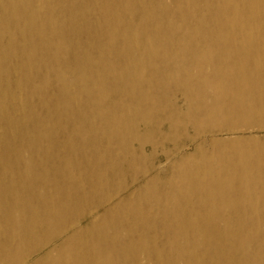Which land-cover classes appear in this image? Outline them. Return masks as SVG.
<instances>
[{
	"label": "bare ground",
	"instance_id": "6f19581e",
	"mask_svg": "<svg viewBox=\"0 0 264 264\" xmlns=\"http://www.w3.org/2000/svg\"><path fill=\"white\" fill-rule=\"evenodd\" d=\"M184 115L199 134L264 115V0H0V264H264L255 140L90 203Z\"/></svg>",
	"mask_w": 264,
	"mask_h": 264
},
{
	"label": "rangeland",
	"instance_id": "374dc122",
	"mask_svg": "<svg viewBox=\"0 0 264 264\" xmlns=\"http://www.w3.org/2000/svg\"><path fill=\"white\" fill-rule=\"evenodd\" d=\"M92 16L90 15L88 19ZM51 87V85L49 86ZM167 88L171 89L172 94L166 99L167 111L169 112V107H175L177 111L182 114L186 113L188 110V102L185 98V95L182 89H175L173 84H169ZM51 88H47L46 92L50 91ZM172 96V97H171ZM37 98V99H36ZM170 99V101H169ZM38 97H35L31 102L33 109L35 112L37 111L38 104L36 103ZM36 103V105H35ZM182 119L186 122V126H182L175 129H169L168 124L166 122H162L159 126V130L154 129V125L156 122L152 123L149 128V136L145 138L143 143L146 146L145 151L143 152L145 156V167L140 165L139 163L134 166V168H130L125 170L120 176L115 178H110V183H122L126 186L125 189L119 190L115 188L109 187H101L96 193H93L90 199V203L92 201L94 203L97 202L98 198L102 195H115L117 194L119 199L125 198L127 194L135 191L137 194L139 189L144 184V179L146 177L150 178L153 175H158V178H161L162 181L165 177L169 179L171 177V171L175 170V168H171L173 165L178 164L180 162H185L186 166L196 164L199 158L200 148L197 147L198 143H201V148H204L205 151L210 150V143L212 139H228V138H241L244 140H255L259 144L264 147V115H260L257 120H247L244 119L242 121H232L224 123L223 121H217L214 127H208V129L202 128L201 133L199 134L195 127L191 124V120L193 117L191 115L182 117ZM167 127V128H166ZM211 128V129H210ZM212 131L213 133H204L203 131ZM145 130L142 129V132ZM165 133V134H163ZM168 134V135H167ZM166 136L167 139H164ZM106 140V141H105ZM202 141V142H201ZM103 143L101 145H107V139H102ZM106 142V143H105ZM109 142V141H108ZM110 144V143H108ZM134 147H137V144H134ZM102 149V147H101ZM151 150V151H150ZM88 151V152H87ZM88 153V154H87ZM85 154L89 155V148H86ZM145 170V175L142 174ZM73 172V177H75V182L79 178H76L78 173ZM92 179V178H91ZM135 179V180H133ZM93 180V179H92ZM80 181V180H79ZM78 181V182H79ZM134 181V182H133ZM64 184H59V186L63 187ZM109 188V189H108ZM238 194H242V192H237ZM95 194V195H94ZM160 198V197H158ZM170 207V206H169ZM211 211V210H209ZM102 211L99 210V213ZM187 212V211H186ZM195 212L205 213L206 210H196ZM228 213L231 212V209L228 208ZM72 219L67 220L66 224H70ZM195 220V221H199ZM70 221V222H69ZM89 219H84L81 221V227L85 226ZM167 229L164 228L162 231L165 232ZM160 232V229L158 230ZM164 240V237L162 238ZM162 241V240H161ZM264 259V255L261 256ZM36 259V256L32 259Z\"/></svg>",
	"mask_w": 264,
	"mask_h": 264
}]
</instances>
